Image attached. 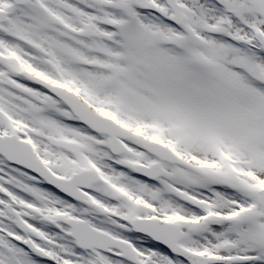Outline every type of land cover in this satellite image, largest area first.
<instances>
[{"label": "snow or ice", "instance_id": "snow-or-ice-1", "mask_svg": "<svg viewBox=\"0 0 264 264\" xmlns=\"http://www.w3.org/2000/svg\"><path fill=\"white\" fill-rule=\"evenodd\" d=\"M0 264H264V0H0Z\"/></svg>", "mask_w": 264, "mask_h": 264}]
</instances>
